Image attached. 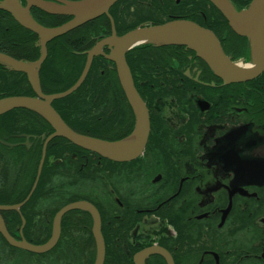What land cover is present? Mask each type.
Returning <instances> with one entry per match:
<instances>
[{
  "label": "flooded vegetation",
  "instance_id": "af4514ba",
  "mask_svg": "<svg viewBox=\"0 0 264 264\" xmlns=\"http://www.w3.org/2000/svg\"><path fill=\"white\" fill-rule=\"evenodd\" d=\"M160 1L161 5L153 0H118L110 10L116 34L144 21L163 22L169 17L206 27L199 20L203 15L210 27L220 22L224 28L222 36L206 27L216 34L231 60H251L249 38L237 34L210 0L209 4L194 0L197 8L186 13L170 9L169 0ZM238 1L243 3L237 7L240 10L252 0ZM30 12L45 26L56 27L71 19L36 6ZM1 25V52L29 61L40 56L36 33L5 9H0ZM112 34L111 20L101 15L52 39L47 43L48 52L50 47L54 51L52 67L61 66L63 80L72 81L85 64L87 51ZM103 50L110 52L107 46ZM126 58L135 87L148 107L150 130L143 151L129 161H113L65 146L59 139L67 160H72L69 148H73L85 170L82 177L87 188L79 199L96 205L103 231L113 236L109 264H169L166 253L173 264H264V70L249 80L227 83L195 51L176 44L136 47ZM95 60L97 71L86 82L88 73L73 93L81 87L79 94L87 87L95 90L97 103L90 108L96 109L102 123L97 134L119 140L135 130L136 113L127 105L114 63L103 55L94 56L92 65ZM42 70L41 66V91L48 95L53 85H48ZM8 95L38 96L25 72L0 64V97ZM0 117V204H8L25 200L44 145L50 151L57 140H48L52 126L27 107H16ZM58 163L56 155L45 159L49 187L55 185ZM67 168L61 166L59 173H66ZM93 172L100 175L92 179L97 184L94 190L89 184ZM35 201L52 208L56 194ZM42 222L52 225L49 213L36 221L33 233L43 231L47 238ZM154 246L165 255L154 249L141 256ZM7 254L6 249L0 250L1 264H8Z\"/></svg>",
  "mask_w": 264,
  "mask_h": 264
},
{
  "label": "water",
  "instance_id": "95a60500",
  "mask_svg": "<svg viewBox=\"0 0 264 264\" xmlns=\"http://www.w3.org/2000/svg\"><path fill=\"white\" fill-rule=\"evenodd\" d=\"M25 1L26 5H23L20 0H2L0 9L10 12L18 23L39 36L42 56L36 62L28 63L0 52V62L7 63L12 68L25 72L38 96H12L0 100V115L16 107H29L48 118L54 126V132L49 139L54 136H61L82 148L97 152L115 161H129L136 158L143 151L150 130L148 107L134 85L131 71L126 61V53L130 49L145 43L187 45L194 49L227 83L249 80L264 70V0H253L248 9L241 11H237L230 0H210L227 18L229 25L237 34L250 38L253 50L251 67H243L233 62L225 54L220 40L214 32L190 20L176 19L163 24L141 26L122 36L115 34L113 26V34L88 51L85 67L77 82L64 92L44 95L40 87L38 70L47 54L46 43L103 14L110 17L109 10L118 0H56L60 5L46 0ZM31 6H36L50 14L69 15L72 19L57 27H46L34 20L30 13ZM104 44H108L112 48L110 54L102 51L101 48ZM99 54L105 55L106 58L115 63L120 84L136 112L135 142L130 150L114 147L108 141L88 137L74 131L51 105L53 99L67 96L81 85L88 74L93 57ZM44 159L45 151L40 162L37 181ZM18 207L19 205H0V211L18 209ZM73 209H85L92 215L93 235L96 242L95 264H104L106 249L102 236L101 216L98 209L85 200L67 204L57 212L54 218L52 236L44 244H33L25 238H22L21 241H16L7 232L1 215L0 231L11 245L31 252L43 253L56 245L60 237L62 217L66 212ZM154 249L158 253L165 255L164 250L154 246L143 251L141 256L144 257ZM166 257L169 260V264H173L170 255L166 253Z\"/></svg>",
  "mask_w": 264,
  "mask_h": 264
},
{
  "label": "trees",
  "instance_id": "16d2710c",
  "mask_svg": "<svg viewBox=\"0 0 264 264\" xmlns=\"http://www.w3.org/2000/svg\"><path fill=\"white\" fill-rule=\"evenodd\" d=\"M153 1L157 3L158 5H161L160 0H153ZM168 3H169L170 9L174 8L177 10H183L185 11L184 13H186V10L190 8H197L196 5L194 4V0H180L178 3H176L174 0H169ZM233 3L236 7L241 8L243 6V3L238 0H234ZM206 4H209L208 0H206ZM202 9L204 8L202 7ZM112 17L114 18L113 15ZM185 17H188V16H185ZM170 19L171 17L164 19L163 22H166ZM199 20L204 26L213 29L216 34L223 36L224 28H222L219 25L220 22L216 25V27L212 28L207 23H205L203 15L200 16ZM152 21L148 20L144 22L152 23V24L163 23V22L156 21V20H152ZM2 26L3 25L0 26V40H1V37L3 38ZM147 46H153V45H144L141 47H147ZM153 47H156V46H153ZM63 57H64V54H62V58ZM51 60L52 61L54 60V51L50 47L48 56L42 64L43 76L46 78L48 85H53L52 90L49 92H57V91H62V90L69 88L72 84H74L76 78L79 76L84 66V64H81L79 73L75 76V78L72 81H67V80H63V76H62L63 74L61 72L63 71V68L59 65H56V70H55L51 65ZM95 71H97L96 60L94 61L91 67V70L89 72L86 82L90 78L91 74ZM81 89L82 87L76 93H73L64 98L56 99L53 102V104L56 110L60 113L62 118L69 124L71 128H73L74 130H76L77 132L81 134H86V135L101 138V136L99 137V135L97 134V129L102 123L100 120H98V116L95 113L97 112L96 109L90 108V105H95L97 103V99H98L97 93L95 92V90L92 91L91 88L87 87L84 90V94H79ZM76 94H79L77 95L78 97H75L73 101L69 102L71 98ZM81 104H85V106L81 108ZM127 105L129 108L131 107L128 100H127ZM59 139L61 140V142H66L65 146L70 145L71 147H76V145L70 143L66 139L56 138L57 140L56 147H52L50 151L48 150L47 158L50 155H56V157L60 161V163H58V166H57L58 172H57V179H56L55 185L54 183H52L51 187H49L50 179L48 175V167L45 166L36 191L30 198V200L21 208V213H18L17 211H3L2 212V215L4 219L6 220L10 231L13 233L19 232L18 227L21 224V215H23L26 220V224L23 230L24 235L27 240L33 243H38V244L44 243L50 236V232H51V226L46 225V223L42 222V225L44 224L46 226L48 235H47V238L44 237V239H39L37 236H43V231H40V233H33L34 228L36 226L35 225L36 221L38 219L43 218V215L47 213L50 214L51 219H52L55 212L58 211L62 205L68 202L74 201V200H78L81 196L80 193H82L85 187V184H86V182L83 183L82 176L84 175L85 170L84 168H81V160L78 159V156L76 155L73 148H69L73 152V157L71 161H68L69 160V159L67 160L68 154H65L66 153L65 151H60L62 150L60 149L62 147V143H59ZM102 139H106V137H102ZM47 162L48 161H46V163ZM59 165H61L62 167L67 166L69 167V169L68 168L66 169L67 170L66 173H59V171L61 170L60 169L61 166L59 167ZM95 173L96 172H93L90 174L89 184L92 190L96 189L97 187L96 181H93L92 179L96 178L97 176L98 178H100V175L99 174L96 175ZM52 192L53 194L54 192L56 194V204L54 207L47 208V209L42 208V206L45 205L43 202H41L39 206L36 205V201H35L36 199L38 200L39 197L40 199H43L45 196L48 198L50 193ZM5 203H8V202H5ZM91 227H92V219L86 211L73 210L67 213L63 217L61 240L59 241L57 246H55L48 253L40 254L39 257H44V258H40V259L35 258L33 262L35 264H44V262L47 261L46 257H48L50 253H52L53 251L59 250L58 252L61 253L60 257L65 259L64 262H66L67 264H73V261L70 258V254L74 255L75 261H77L76 258H79L78 259L79 261L80 257L81 258L84 257V254H85L84 252L86 251V249L91 248V255H90V259L88 260V264H94L95 243H94V238L92 235ZM70 234H72V239H70ZM103 234H105L104 238L106 242L105 264H109L111 256H108V250L110 248L109 246H110V242L113 236L106 234L105 231H103ZM35 236H36V239H35ZM109 238H110V241L108 240ZM2 240L3 242H1ZM2 240L0 241V250L5 249L3 248L4 246L2 243H6V242L3 238ZM7 246L9 247V249L14 251L13 254L10 251L8 252L9 258H8L7 263L8 264H25L22 258H23V255L28 252H26L25 250L17 249L13 246H10L9 244H7ZM89 253H90V250H89ZM30 254L32 256L37 255L34 253H30ZM112 261H113V257H112ZM0 264H1V261H0ZM27 264H29V262H27Z\"/></svg>",
  "mask_w": 264,
  "mask_h": 264
},
{
  "label": "rangeland",
  "instance_id": "374dc122",
  "mask_svg": "<svg viewBox=\"0 0 264 264\" xmlns=\"http://www.w3.org/2000/svg\"><path fill=\"white\" fill-rule=\"evenodd\" d=\"M252 59H253V53H252V56H251V60H249L247 63H243L244 65H247V64H250L252 63ZM242 60H238L237 62H241ZM243 62V61H242ZM45 237V234L43 235ZM3 244V243H2ZM4 248L6 249V252L8 253L9 251L13 254L14 251L9 249L8 246H6L5 244H3ZM87 251H85L84 253V257H80V260L78 261L79 258H76L77 261H75V258H74V255L70 254V258L72 259L73 261V264H88V260L90 259V255H91V248L89 249H86ZM89 250H90V253H89ZM59 250L57 251H53L52 253H50V255H48V257L46 258L47 261L44 262V264H65L66 262H64V258L60 257L61 256V253L58 252ZM16 252V251H15ZM17 253V252H16ZM89 255H88V254ZM9 254H7L8 256ZM11 257V256H10ZM24 258H22V260L24 261L25 264H27V262H29V264H32L33 262V256H29L27 257V255H23ZM9 258V256H8ZM51 261V262H49ZM33 264H35L33 262ZM67 264V263H66Z\"/></svg>",
  "mask_w": 264,
  "mask_h": 264
},
{
  "label": "bare ground",
  "instance_id": "6f19581e",
  "mask_svg": "<svg viewBox=\"0 0 264 264\" xmlns=\"http://www.w3.org/2000/svg\"><path fill=\"white\" fill-rule=\"evenodd\" d=\"M72 1H78V0H72ZM252 66V64H248V65H246V67H251ZM135 85V84H134ZM69 88H67V89H65L64 91H66V90H68ZM63 91V92H64ZM74 92V91H73ZM68 96V95H67ZM77 132V131H76ZM79 133V132H78ZM121 140V139H120ZM134 142H135V135H131L130 137H128V138H124V140H122V141H119V142H114V143H112V142H110L114 147H117V148H122V149H126V150H130L132 147H133V145H134ZM46 149L48 150V148L46 147ZM46 149H44V151H45V159L47 158L46 157V154H47V151H46ZM95 153H97V152H95ZM97 154H99V153H97ZM100 155V154H99ZM102 156V155H101ZM44 159V160H45ZM41 160L42 159H40V162H41ZM110 160H112V159H110ZM113 161H115V160H113ZM41 179V178H40ZM40 179H38V181H37V179H35L34 180V182H33V186H35V184H36V181H37V184H36V186H38V184H39V181H40ZM34 194V191H31L29 194H28V196H30V197H32V195ZM11 205H19V207H18V209H15V210H11V211H17L18 212V210H21V208H22V204H21V202H15V203H13V204H11ZM42 208H45V209H47V208H50V206H47V205H44V206H42ZM74 210H77V209H74ZM100 216H101V214H100ZM52 231H53V229H52V227H51V232H50V236L48 237V240H50V238H51V236H52ZM61 235H62V232H60V237H59V240H58V242L56 243V245L55 246H57V244L59 243V241L61 240ZM54 246V247H55ZM105 260H106V256H105V259H104V264H105Z\"/></svg>",
  "mask_w": 264,
  "mask_h": 264
}]
</instances>
